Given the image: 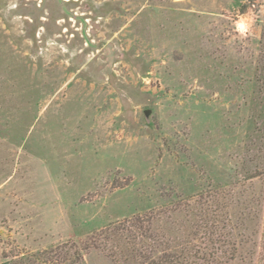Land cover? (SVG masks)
Returning a JSON list of instances; mask_svg holds the SVG:
<instances>
[{"label": "rangeland", "instance_id": "1", "mask_svg": "<svg viewBox=\"0 0 264 264\" xmlns=\"http://www.w3.org/2000/svg\"><path fill=\"white\" fill-rule=\"evenodd\" d=\"M0 264H264V0H0Z\"/></svg>", "mask_w": 264, "mask_h": 264}]
</instances>
